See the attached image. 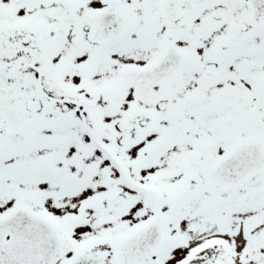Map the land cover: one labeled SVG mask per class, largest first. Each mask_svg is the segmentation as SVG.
<instances>
[{
  "label": "snow or ice",
  "instance_id": "6c2138e0",
  "mask_svg": "<svg viewBox=\"0 0 264 264\" xmlns=\"http://www.w3.org/2000/svg\"><path fill=\"white\" fill-rule=\"evenodd\" d=\"M0 264H264V0H0Z\"/></svg>",
  "mask_w": 264,
  "mask_h": 264
}]
</instances>
